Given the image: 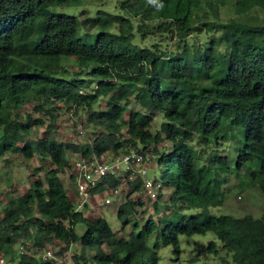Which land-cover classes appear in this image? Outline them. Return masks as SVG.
Returning <instances> with one entry per match:
<instances>
[{
	"label": "trees",
	"instance_id": "16d2710c",
	"mask_svg": "<svg viewBox=\"0 0 264 264\" xmlns=\"http://www.w3.org/2000/svg\"><path fill=\"white\" fill-rule=\"evenodd\" d=\"M90 1L0 0V158L15 153L38 161L27 192L0 203L3 264H55L29 251L55 241L65 250L78 247L74 264H159L157 245H149L153 235L178 250L179 235L208 232L232 254L230 264H264V212L257 218L205 212L224 204L231 165L217 148L234 127L244 143L237 169L256 163L251 180L264 194V24L220 21V8L231 0H119L118 10L97 9L94 23L55 10ZM232 7L245 15L264 9V0H234ZM193 34L205 35L204 45H192ZM151 37L150 44L138 41ZM74 65L79 74L71 75ZM84 71L97 78L96 86H87ZM32 101L40 118L22 112ZM62 111L92 129L89 143L55 138ZM156 113L164 120L154 132ZM39 126L45 134L33 138ZM132 148L150 155L162 172L157 179L169 191L166 211L155 203L156 213L139 219L140 203L129 198L118 209L117 231L92 207L75 211L61 176L72 168L69 151L101 157ZM119 185L117 176H107L92 194ZM129 189L128 197L143 189L142 181ZM193 208L204 211L181 214ZM209 249L216 250L214 241Z\"/></svg>",
	"mask_w": 264,
	"mask_h": 264
},
{
	"label": "rangeland",
	"instance_id": "374dc122",
	"mask_svg": "<svg viewBox=\"0 0 264 264\" xmlns=\"http://www.w3.org/2000/svg\"><path fill=\"white\" fill-rule=\"evenodd\" d=\"M234 0H231L226 6L220 8V21H229L233 18L247 22L250 24H264V9L255 8L250 13L245 15H236L232 7ZM151 3L156 4L157 0H151ZM119 0H91L89 4L84 5L81 8H66V7H56L55 10L58 12H72L79 14L81 19L91 21L94 23L97 9L102 8L109 11L118 10ZM208 9V3L204 1L203 6ZM94 29L92 25L89 30ZM210 37V35H209ZM193 44L204 45L206 42L205 35H192ZM153 38H148L146 41H141L142 44H150L153 42ZM222 65L226 64V60L223 59L220 62ZM79 74V68L77 66H72L70 74ZM83 78L87 80V86L92 88L97 85V78L90 76L86 71L83 73ZM102 102H105V98H102ZM35 101L26 104L22 108L23 114L33 113L36 118H40L42 115L39 112L34 111ZM131 108L140 109L135 103L131 104ZM163 116L160 113H156L154 116V121L152 123V131H156L160 128L163 121ZM79 120V117H75L69 112L62 111L56 122L55 138L60 142L75 143L76 145L83 146L91 141L92 129L85 128ZM45 126L35 127L32 134L33 138H40L45 134ZM85 130L84 135L80 133L81 130ZM230 139L224 143L223 146H218V153L220 156H226L230 160L231 169L226 173V180L223 185V190L225 191L226 197L224 204L221 206H211L205 212L207 214H213L217 216L229 215L233 217H242L247 214L254 217H261L264 212V194L259 188L258 180L252 181L251 174L256 168V163H249L246 167L242 169H237V159H238V149L243 146V134H241L240 128L231 129ZM216 147V145L214 146ZM199 150L201 147H198ZM209 151V150H207ZM69 158L71 159L72 168L65 170L61 175L65 186L68 188L69 193L72 196L78 197L77 195V184L74 179H72L71 174H74L76 169L73 166V162L76 154L73 151H69ZM74 157V159H73ZM37 160H26L23 156L15 153H9L5 157L0 158V203H6L10 198H14L19 195H24L28 188L31 186L32 181V170L37 166ZM151 166L149 171V177H157L161 179L162 172L157 168L156 163H154L151 158L148 160ZM204 160H200L199 165L201 166ZM74 180V182L72 181ZM144 189V188H143ZM142 189V190H143ZM140 190L133 192L129 195L130 189L120 192L118 195H109L111 199L110 204H106L104 201L106 198H101L104 196H95L92 199L93 203L90 206H94L92 213L96 215H102L106 218L109 225L113 230L117 231L122 227V221L118 216L119 207L127 200H137L140 204L137 206V218L144 217L147 219L150 214H155L156 206L158 203L159 207L166 211V203L169 197V191L164 188L160 193L161 198H152L148 195L146 190ZM168 211V208H167ZM203 209L193 208L185 209L181 214L190 217L192 214L202 213ZM155 212V213H154ZM175 220L179 219L178 215H175ZM144 221V220H143ZM140 220L139 227L135 229L139 230L143 226V222ZM78 233H83L84 227L79 225L76 227ZM131 225L127 226L120 235H126L131 230ZM214 241L216 243V250L211 251L209 249V244ZM179 248L175 249L174 245H164L163 237L159 235H153L150 238L149 245L155 248L159 256V264H230L232 262V254L223 247L221 241L217 238L214 232H208L206 234H193L186 235L181 234L178 236ZM21 246V245H20ZM18 246V247H20ZM56 254L55 264H74L73 255L78 252V247L72 245L69 249L65 250V246L61 242L55 241L53 244L48 245ZM42 249H32L29 250L32 254ZM229 261L228 263L225 262ZM0 264H3L0 262Z\"/></svg>",
	"mask_w": 264,
	"mask_h": 264
},
{
	"label": "built area",
	"instance_id": "2783aa9c",
	"mask_svg": "<svg viewBox=\"0 0 264 264\" xmlns=\"http://www.w3.org/2000/svg\"><path fill=\"white\" fill-rule=\"evenodd\" d=\"M80 133L84 135L85 130H81ZM75 159L73 166L76 169L75 181L78 194V197H75V211H82L92 203L94 196L92 190L107 176H117L120 179V185L117 188H110L104 192L107 193L104 201L106 204L111 203L109 195L122 193L124 190L129 189V185L137 180L142 181L143 190H146L152 198H156L162 188L160 181L149 177L151 166L148 160L150 159V155L144 154L137 149L132 148L120 154L106 153L101 157H97L96 155L88 157L78 154ZM19 248L22 253L26 252L23 245ZM35 256L44 261L56 260V254L50 247L37 251ZM0 262L3 263L4 260L0 259Z\"/></svg>",
	"mask_w": 264,
	"mask_h": 264
},
{
	"label": "clouds",
	"instance_id": "9594fccd",
	"mask_svg": "<svg viewBox=\"0 0 264 264\" xmlns=\"http://www.w3.org/2000/svg\"><path fill=\"white\" fill-rule=\"evenodd\" d=\"M151 168V167H150ZM74 175H75V173H74ZM153 179H156V180H158L157 179V177H154ZM158 181H160V180H158ZM161 183H162V190H164V188H165V186H164V184H163V182L162 181H160ZM160 189V190H161ZM104 194V196H102L101 198H106L107 196H106V194L107 193H103ZM102 194H94V196H93V198L92 199H94L95 198V196H101ZM158 195H159V193H158ZM158 197V196H157ZM112 202V201H111ZM92 203H93V201H92ZM88 207H92V206H90V204L88 205ZM93 208V207H92Z\"/></svg>",
	"mask_w": 264,
	"mask_h": 264
},
{
	"label": "crops",
	"instance_id": "0c3cea01",
	"mask_svg": "<svg viewBox=\"0 0 264 264\" xmlns=\"http://www.w3.org/2000/svg\"><path fill=\"white\" fill-rule=\"evenodd\" d=\"M93 208H94V206H93Z\"/></svg>",
	"mask_w": 264,
	"mask_h": 264
}]
</instances>
